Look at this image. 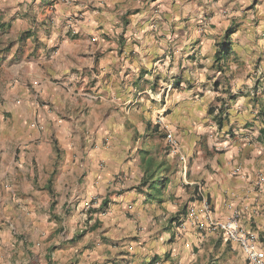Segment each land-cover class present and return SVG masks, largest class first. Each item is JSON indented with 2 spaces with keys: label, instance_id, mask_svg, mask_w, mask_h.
Listing matches in <instances>:
<instances>
[{
  "label": "clouds",
  "instance_id": "1",
  "mask_svg": "<svg viewBox=\"0 0 264 264\" xmlns=\"http://www.w3.org/2000/svg\"><path fill=\"white\" fill-rule=\"evenodd\" d=\"M264 0H0V264H264Z\"/></svg>",
  "mask_w": 264,
  "mask_h": 264
},
{
  "label": "crops",
  "instance_id": "2",
  "mask_svg": "<svg viewBox=\"0 0 264 264\" xmlns=\"http://www.w3.org/2000/svg\"><path fill=\"white\" fill-rule=\"evenodd\" d=\"M262 240H264V237H262Z\"/></svg>",
  "mask_w": 264,
  "mask_h": 264
}]
</instances>
